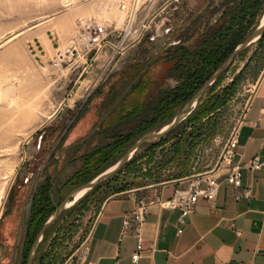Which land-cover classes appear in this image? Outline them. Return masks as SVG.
Returning a JSON list of instances; mask_svg holds the SVG:
<instances>
[{"label": "rangeland", "instance_id": "1", "mask_svg": "<svg viewBox=\"0 0 264 264\" xmlns=\"http://www.w3.org/2000/svg\"><path fill=\"white\" fill-rule=\"evenodd\" d=\"M128 1L0 0V264L26 263L36 233L35 227L27 231V221L40 187L48 192L49 212L74 186L125 152L137 136L116 145L115 140L131 128L134 132L150 116L159 94L179 84L180 70L189 60L182 48L168 50L176 31L187 28L179 32L181 44L194 53L219 29L223 14L248 2L179 0L184 7L173 11L170 0H155L163 9L152 29L112 60L107 49L93 60L92 54L70 51L79 20L93 17L107 27L119 26V5ZM189 2H194L193 9ZM259 7L244 37L258 23L264 0ZM263 74L264 35L232 61L205 95L207 101L196 110L198 116L207 111L205 116L184 119L175 134L142 145L120 172L75 201L46 230L33 264H64L108 197L211 168ZM84 92V99L72 101ZM63 98L68 103L59 104ZM128 105L133 107L126 121ZM161 121L157 126L166 122ZM71 260L75 264L76 255Z\"/></svg>", "mask_w": 264, "mask_h": 264}, {"label": "crops", "instance_id": "2", "mask_svg": "<svg viewBox=\"0 0 264 264\" xmlns=\"http://www.w3.org/2000/svg\"><path fill=\"white\" fill-rule=\"evenodd\" d=\"M174 2L170 0L169 5ZM179 3L177 7L182 9ZM193 3L187 7L193 9ZM39 52L46 55L45 50ZM32 56L36 59L37 52ZM86 94L72 101L84 99ZM68 100L63 98L59 104ZM131 107H125V114ZM236 129L234 161L242 166L238 193L249 190L248 198L235 200L234 190L222 181L213 203L198 199L180 234L176 231L177 209L150 207L142 227L144 249L133 262L135 239L130 235L120 239V232L123 215L133 209L135 198L128 191L112 195L102 203L85 239L72 253L77 257L75 264H264V163L255 170L244 166L253 157L264 162V74ZM175 186L174 181L141 185L135 194L167 198ZM73 255L64 264H74Z\"/></svg>", "mask_w": 264, "mask_h": 264}, {"label": "built area", "instance_id": "3", "mask_svg": "<svg viewBox=\"0 0 264 264\" xmlns=\"http://www.w3.org/2000/svg\"><path fill=\"white\" fill-rule=\"evenodd\" d=\"M173 2L171 9L173 11L178 10L179 0H173ZM119 7L123 12V20L119 26L107 27L93 17L79 20L78 33L68 47L70 51L72 53L83 51L84 54H92L90 59L93 60L100 51L107 49L109 60H112L126 48L145 37L155 24V19L160 13L159 10L162 11L163 9L161 5L155 6V0H129L127 3H120ZM183 29L184 27L180 28V31H176L174 39L169 42L168 46L179 42V32ZM169 30L166 28L165 32ZM58 56L62 57V54H58ZM237 147V129L235 128L226 139L215 164L211 168L179 179L159 183L162 185L169 181L176 182L172 194L167 198H163L160 194L152 196L135 194L138 188L128 190L134 195L135 205L130 212L123 215L120 239L126 235L135 239V249L131 254L133 262L140 259L144 249L142 227L150 207L177 209L179 215L176 231L180 234L183 229L182 226L185 224V218L194 211L198 199L202 198L208 203H213L222 181L234 190L235 200L250 196L249 190L238 193L241 187L242 166L234 161L237 155ZM263 163L258 157H253L244 166L255 170L259 169Z\"/></svg>", "mask_w": 264, "mask_h": 264}, {"label": "trees", "instance_id": "4", "mask_svg": "<svg viewBox=\"0 0 264 264\" xmlns=\"http://www.w3.org/2000/svg\"><path fill=\"white\" fill-rule=\"evenodd\" d=\"M259 2L260 0H248L247 3L242 1L236 9H231L228 13H226V15L223 14L222 17L224 18L220 22L219 29L217 28L214 31L212 30V37L210 36L206 38L203 42V44H205V47H203L202 49L198 51L196 50V52L194 53L188 52V50L184 48V45L181 44L183 41V37L180 35L181 42L179 44L170 45L169 46L170 48L168 49V50L177 51L182 48L181 50L182 56H187L189 60L188 66L182 67L183 69L181 68L182 70H180L182 75L181 76L179 75V78L181 79L179 84L169 91L167 90L162 91L157 98L158 99L157 103L155 105L149 104V105H152V107L150 106L151 109L149 111L150 116L146 117L145 119H142L135 126L134 132H133V128H131L129 130L130 132L127 133L126 135H120L118 139L115 140V145L126 142L133 135L137 136L136 139H138L140 136L154 130V128L155 129L157 128L158 130L161 126L168 123L173 118V116L180 110L183 104L192 97V95L204 84L205 81L208 80L211 74L227 58V56L232 52V50L239 43H241L245 39V37L249 34L248 33L244 37V31L246 30V28H248V26L251 25L252 23L251 21L253 20L256 12L260 8ZM256 6H257L256 8L257 10L254 9ZM251 8L254 9V11L251 14L249 13L250 15L248 16L247 21H245V14ZM185 29L187 30V28ZM208 42H210V44H208ZM242 53H240L239 55H241ZM221 76L222 74L217 78L215 83L207 90L208 92L214 89V87L218 84ZM206 101L207 100L203 101V98H202L197 104V106L195 107V109L193 110V112L191 113V115H189L186 119L192 120V119H196V117L200 118L202 115L206 114L207 111L205 110L204 112H201L199 116L196 113L197 112L196 110L198 109V107L201 106V103L206 102ZM194 114H197V115L193 117ZM127 115L128 113L125 114V117L123 118V120L129 121V116ZM161 120L162 121L166 120V122L157 126V121H161ZM182 122L174 130L169 132L166 136H164L162 139H160L156 143L145 144V145L150 146V145L157 144L163 141L167 136L175 134L178 128L180 127V125H182ZM133 142H131V144ZM124 153L125 152H120L119 157H121ZM94 176H92L91 178H93ZM91 178H87L86 180L81 181L80 184H83L89 181ZM43 188L44 186L40 187L39 189L40 191L36 192L33 197L32 214L28 217V221H27V228H26L27 231H29V229H31L32 227L36 228V233L34 235V238L39 228L46 220V218L53 212V210L57 206L55 205L54 207H52V209L49 212H46L49 197H48V192H46V190H42Z\"/></svg>", "mask_w": 264, "mask_h": 264}, {"label": "water", "instance_id": "5", "mask_svg": "<svg viewBox=\"0 0 264 264\" xmlns=\"http://www.w3.org/2000/svg\"><path fill=\"white\" fill-rule=\"evenodd\" d=\"M264 33V11L258 20L257 25L254 29L245 37V39L239 43L232 52L227 56V58L215 69L207 81L192 95V97L186 101L180 110L173 116V118L158 130L146 133L136 139L125 151V153L119 157L114 163L108 166L103 171L96 174L89 181L80 184L72 188L66 196L61 200V202L55 207L53 212L46 218L44 223L39 228L27 254L25 264H33L34 259L37 254V250L40 242L42 241L45 231L61 216V214L69 208L70 202L77 201L82 196H84L89 191L95 189L100 184L107 181L113 175L120 172V170L131 161L137 150L144 144H153L166 136L169 132L174 130L197 106L201 98L204 96L205 92L215 83L217 78L225 72L232 61L242 52H244L252 43L258 41ZM82 192L81 196L77 199L75 198L78 193ZM31 204V198L26 204L25 215H28Z\"/></svg>", "mask_w": 264, "mask_h": 264}, {"label": "flooded vegetation", "instance_id": "6", "mask_svg": "<svg viewBox=\"0 0 264 264\" xmlns=\"http://www.w3.org/2000/svg\"><path fill=\"white\" fill-rule=\"evenodd\" d=\"M179 36H180V35H179ZM180 42H181V39H180V37H179V42H178L177 44H179ZM207 93H208V91L205 92V94H204V96H203L202 98H204L205 95H206ZM202 98H201V99H202ZM194 109H195V108H194ZM194 109H193V110H194ZM193 110L190 112L189 115H191V113L193 112ZM189 115H188V116H189ZM196 115H197V114H194L193 117H195ZM188 116H187V117H188ZM187 117H186V118H187ZM186 118H185V119H186Z\"/></svg>", "mask_w": 264, "mask_h": 264}, {"label": "bare ground", "instance_id": "7", "mask_svg": "<svg viewBox=\"0 0 264 264\" xmlns=\"http://www.w3.org/2000/svg\"><path fill=\"white\" fill-rule=\"evenodd\" d=\"M81 194H82V192L78 193L75 198L77 199L79 196H81ZM71 204H73V201L69 203V205H71Z\"/></svg>", "mask_w": 264, "mask_h": 264}]
</instances>
